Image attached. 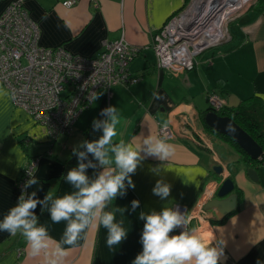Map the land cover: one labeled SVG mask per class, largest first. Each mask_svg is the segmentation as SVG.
Instances as JSON below:
<instances>
[{
	"label": "crops",
	"instance_id": "crops-1",
	"mask_svg": "<svg viewBox=\"0 0 264 264\" xmlns=\"http://www.w3.org/2000/svg\"><path fill=\"white\" fill-rule=\"evenodd\" d=\"M13 2L28 9L37 24L42 46L61 45L72 53L91 57L103 50L104 41L123 35L129 43L141 45L143 50L132 61L130 71L142 78L133 84H116L110 90L97 91V99L80 114L73 132L54 140L45 126L14 103L10 89L0 83V221L21 195L18 180L29 156L40 155L33 173L39 184L26 189V194L35 191L43 199L51 192L55 199L75 192L66 180L67 171L77 166L73 151H82L79 146L85 140L100 138L102 131H93V123L106 119L100 115L103 109L115 106L121 124L114 143L123 140L142 145L149 135L159 137L158 128L168 122L174 132L168 143L175 146V156L165 163L154 157L143 160L132 175L135 189L129 187L126 195L106 209H127L123 216L116 213L117 221L123 219L128 231L119 246L111 250L107 247V229L100 226L82 234L76 246L64 245L71 247L65 264H132L142 251L141 211L160 212L175 205L192 207L208 182L228 177L240 192L239 210L229 214L223 223L215 222L220 218L214 210H205L192 219L191 227L198 228L205 239L223 241L219 264H264V162H247L231 144L220 138L215 141L201 118L209 108L207 93L216 87L226 95L229 106L253 94L264 99V0H258L233 20L229 25L230 40L205 50L191 71L159 69L151 47L153 35L188 0H79L73 6L63 5V0H0V14ZM155 94L162 98L156 99ZM201 136L207 138L214 152ZM88 160L93 157L89 155L84 163ZM93 162L97 168L87 169L90 180L105 170ZM215 165L223 166L221 174L214 170ZM249 167L256 169L258 180L248 175ZM156 168L160 169L159 174L152 171ZM158 180L171 185L166 200L153 194ZM133 200L140 201L135 212L131 211ZM50 206L51 202L47 207ZM42 207L35 210L39 224L60 241L67 222L53 223L50 213L46 208L42 211ZM179 232L176 229L172 234ZM25 248L26 242L19 233L11 236L0 231V264H46L43 253L33 258Z\"/></svg>",
	"mask_w": 264,
	"mask_h": 264
},
{
	"label": "built area",
	"instance_id": "built-area-1",
	"mask_svg": "<svg viewBox=\"0 0 264 264\" xmlns=\"http://www.w3.org/2000/svg\"><path fill=\"white\" fill-rule=\"evenodd\" d=\"M78 1L63 0V5L73 6ZM255 2L190 0L153 35L151 47L156 54V66L175 71L194 69L205 50L230 38L227 29L230 20ZM142 50L141 45L129 43L124 35L104 41L103 50L91 57L72 53L61 45L42 46L37 24L22 3H10L0 14V83L10 89L14 103L36 123L45 126L53 140L73 132L78 117L91 105L97 91L140 81L142 76L132 74L130 65ZM208 104L211 111L219 113L228 102L212 92L208 94ZM157 134L167 135L168 139L174 137L170 126L159 127ZM38 161L29 160L25 165L18 180L21 191ZM221 183L208 182L192 207L175 205L174 208L188 212L192 219L198 217ZM22 252L20 249L19 254Z\"/></svg>",
	"mask_w": 264,
	"mask_h": 264
},
{
	"label": "clouds",
	"instance_id": "clouds-1",
	"mask_svg": "<svg viewBox=\"0 0 264 264\" xmlns=\"http://www.w3.org/2000/svg\"><path fill=\"white\" fill-rule=\"evenodd\" d=\"M155 98L162 97L155 94ZM100 115L106 119H97L93 123V131H102L100 138L85 140L79 146L82 151H73L77 157V166L67 171L66 180L76 191L55 199L51 192L43 199H39L35 191L26 194V189L39 184V180L29 172L32 178L23 186L16 204L0 221V231L11 236L19 233L26 242L27 255L36 258L43 253L46 264H65L71 247L66 248L64 245L76 246L82 234L100 226L107 229V247L111 250L119 246L127 238L128 231L123 226V219L117 221L116 213L123 216L127 209H106L118 197L126 195L129 187L135 189L132 175L143 160L154 157L165 163L175 156V146L168 143L167 135H149L143 139L142 145L125 143L123 140L114 143L120 134L118 126L121 117L118 109L110 106L103 109ZM163 128H168V122H165ZM89 155L105 168L93 180L87 175V169L97 168V163L93 160L84 163ZM152 171L159 174L160 169ZM152 191L161 200H166L171 194V185L158 180ZM49 202L51 206L47 207ZM38 206H44L42 211L47 209L53 223L67 222L60 241L49 234L46 226L39 224L35 211ZM139 206L140 201L133 200L131 211L135 212ZM139 219L144 221L140 238L142 251L132 264H219L223 241L205 239L200 235L198 228L191 227L192 216L188 212L165 207L160 212L141 211ZM176 229L183 230L179 234H172Z\"/></svg>",
	"mask_w": 264,
	"mask_h": 264
},
{
	"label": "water",
	"instance_id": "water-1",
	"mask_svg": "<svg viewBox=\"0 0 264 264\" xmlns=\"http://www.w3.org/2000/svg\"><path fill=\"white\" fill-rule=\"evenodd\" d=\"M250 7L245 9L243 12L238 14L236 17L230 20L231 23L233 20L238 18L244 12H246ZM227 42V41H225ZM219 43V45L225 43ZM192 119L190 118V121ZM205 122L212 129L217 132L229 135L232 137L254 160L261 159L264 155V149L261 144H259L245 129H243L233 118L230 116H223L217 112L209 111L204 117ZM214 170L221 174L223 172L222 165H215ZM248 175L254 179L258 180L259 176L253 167L248 168ZM235 182L231 177L224 179L217 191V197L211 199L206 205L205 210H214L216 215L222 219L234 210H236L239 204V195L234 191Z\"/></svg>",
	"mask_w": 264,
	"mask_h": 264
},
{
	"label": "trees",
	"instance_id": "trees-1",
	"mask_svg": "<svg viewBox=\"0 0 264 264\" xmlns=\"http://www.w3.org/2000/svg\"><path fill=\"white\" fill-rule=\"evenodd\" d=\"M212 92H217L218 94H220L223 97L226 96L225 94L222 93L223 91L221 92V90L218 89V87H216V88L208 91L207 102H208V94L210 95ZM209 111H210V108H208L206 111L202 112V116H201L203 124L209 132L216 135L221 140H224L225 142L231 144L238 152L241 153L243 160H246L247 162H252L253 164H255L257 162H264L261 159H258V160L252 159L247 154V152L232 137H230L229 135L217 132L214 129H212L209 125H207V123L204 120V117H205L206 113ZM219 114L223 115V116H230L231 118H233L259 144H261L263 149H264V99L262 97H260L256 94H253V95H251L245 99L240 100V102L235 106H229L227 104L221 111H219ZM39 157H40L39 154L29 156L27 158L24 166L21 169V174H23V171H25V165L27 164V162L29 160L31 161L33 159H39ZM234 190H236L239 193V197H240V192L236 189V186H235ZM239 206H240V203L238 204L236 210H234L231 214L237 212L239 210ZM228 216H226L222 219L215 220V222L223 223L224 221H226Z\"/></svg>",
	"mask_w": 264,
	"mask_h": 264
},
{
	"label": "flooded vegetation",
	"instance_id": "flooded-vegetation-1",
	"mask_svg": "<svg viewBox=\"0 0 264 264\" xmlns=\"http://www.w3.org/2000/svg\"><path fill=\"white\" fill-rule=\"evenodd\" d=\"M257 1H258V0H256V2H257ZM256 2H255V3H256ZM255 3H253L251 6H253ZM251 6H250V7H251ZM229 25H230V23L228 24L227 29H228V31H229L230 38H231V32H230V26H229ZM230 38H229L227 41H229ZM210 111H211V110H210ZM200 138H201V140L204 141L205 144H207V142L205 141V137H204V136H201ZM207 146L210 147V145H208V144H207ZM210 148H211V147H210ZM211 150L214 152V150H213L212 148H211Z\"/></svg>",
	"mask_w": 264,
	"mask_h": 264
},
{
	"label": "rangeland",
	"instance_id": "rangeland-1",
	"mask_svg": "<svg viewBox=\"0 0 264 264\" xmlns=\"http://www.w3.org/2000/svg\"><path fill=\"white\" fill-rule=\"evenodd\" d=\"M189 2H190V0H189ZM189 2H188V3H189ZM188 3H187V4H188ZM187 4H186V5H187ZM152 39H153V38H152ZM153 52H154V51H153ZM154 54H155V52H154ZM155 57H156V54H155ZM197 122H198V125H200V121H197ZM212 135H213V134H212ZM212 138H213L215 141H218V142H219V140H218V137H217V136L213 135V137H212ZM217 147H218V145H216V148H217Z\"/></svg>",
	"mask_w": 264,
	"mask_h": 264
}]
</instances>
